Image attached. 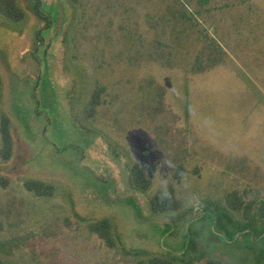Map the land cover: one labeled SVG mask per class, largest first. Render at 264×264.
Segmentation results:
<instances>
[{"label":"rangeland","instance_id":"1","mask_svg":"<svg viewBox=\"0 0 264 264\" xmlns=\"http://www.w3.org/2000/svg\"><path fill=\"white\" fill-rule=\"evenodd\" d=\"M0 16V264H264V0H18ZM96 89L104 104L85 111ZM1 148V136H0ZM167 157V159H165ZM147 169L148 193L131 183ZM183 166L185 175L175 177ZM56 187L38 198L24 183ZM172 185L182 209L152 213ZM108 219L116 248L88 226Z\"/></svg>","mask_w":264,"mask_h":264},{"label":"trees","instance_id":"2","mask_svg":"<svg viewBox=\"0 0 264 264\" xmlns=\"http://www.w3.org/2000/svg\"><path fill=\"white\" fill-rule=\"evenodd\" d=\"M80 0H68L70 5H77ZM0 16L11 24H20L25 20V12L18 0H0ZM103 89H96L92 94L89 106L85 111L86 119L95 117L97 110L104 104ZM10 118L2 114L0 120L1 148L0 159L9 162L14 153V140L11 132ZM185 175L183 166L177 168L175 177ZM132 186L141 192L148 193L152 187L147 169L141 166H134L131 169ZM25 189L33 193L38 198H52L57 189L52 184L37 180H27L24 183ZM249 192L233 191L225 200L226 208L234 213H241L249 228H253L256 223L264 222V199L248 200ZM150 208L153 214L159 216H169L182 209V202L176 197V190L172 185L168 186L166 192H157L149 199ZM91 234L98 237L109 250L116 248V240L113 235L111 221L104 219L88 226ZM175 258H151L148 261H140L137 264H176ZM204 264H222L218 260H207Z\"/></svg>","mask_w":264,"mask_h":264},{"label":"clouds","instance_id":"3","mask_svg":"<svg viewBox=\"0 0 264 264\" xmlns=\"http://www.w3.org/2000/svg\"><path fill=\"white\" fill-rule=\"evenodd\" d=\"M165 159H167V157H165Z\"/></svg>","mask_w":264,"mask_h":264}]
</instances>
